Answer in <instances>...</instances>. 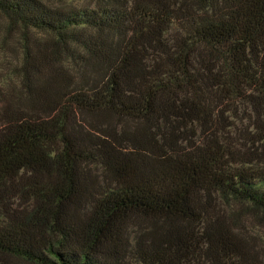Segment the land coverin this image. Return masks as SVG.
Segmentation results:
<instances>
[{"label":"trees","instance_id":"16d2710c","mask_svg":"<svg viewBox=\"0 0 264 264\" xmlns=\"http://www.w3.org/2000/svg\"><path fill=\"white\" fill-rule=\"evenodd\" d=\"M0 15V264H264V0Z\"/></svg>","mask_w":264,"mask_h":264},{"label":"rangeland","instance_id":"374dc122","mask_svg":"<svg viewBox=\"0 0 264 264\" xmlns=\"http://www.w3.org/2000/svg\"><path fill=\"white\" fill-rule=\"evenodd\" d=\"M48 2H58V0H45ZM5 16L0 15V89L10 94L18 87V72L15 66L19 65L21 57L18 38L20 30L15 29L10 34L7 31ZM252 232H258L264 236V225L251 224ZM264 245V243H262Z\"/></svg>","mask_w":264,"mask_h":264}]
</instances>
